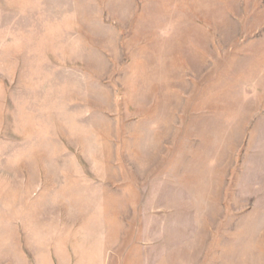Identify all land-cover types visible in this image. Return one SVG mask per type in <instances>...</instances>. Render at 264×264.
<instances>
[{"label":"rangeland","instance_id":"obj_1","mask_svg":"<svg viewBox=\"0 0 264 264\" xmlns=\"http://www.w3.org/2000/svg\"><path fill=\"white\" fill-rule=\"evenodd\" d=\"M0 264H264V0H0Z\"/></svg>","mask_w":264,"mask_h":264}]
</instances>
